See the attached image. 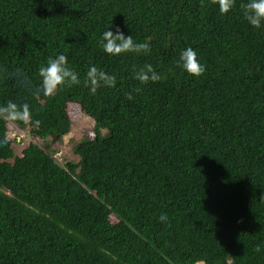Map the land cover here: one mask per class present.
Here are the masks:
<instances>
[{
    "label": "trees",
    "instance_id": "16d2710c",
    "mask_svg": "<svg viewBox=\"0 0 264 264\" xmlns=\"http://www.w3.org/2000/svg\"><path fill=\"white\" fill-rule=\"evenodd\" d=\"M244 2L222 15L215 0H0V104L40 121L13 124L58 141L75 103L107 131L59 164L50 146L17 156L0 119V264H264V26ZM110 23L150 53H104ZM187 47L199 77L178 67ZM57 53L79 84L34 94L10 75L36 85ZM92 65L115 86L90 94ZM144 65L160 79H134Z\"/></svg>",
    "mask_w": 264,
    "mask_h": 264
},
{
    "label": "clouds",
    "instance_id": "9594fccd",
    "mask_svg": "<svg viewBox=\"0 0 264 264\" xmlns=\"http://www.w3.org/2000/svg\"><path fill=\"white\" fill-rule=\"evenodd\" d=\"M215 2L218 4V10L222 15L228 13L235 5V0H215ZM240 7L242 19L251 27L259 29L264 26V0H246ZM98 46L104 53L111 56L129 52L147 55L151 51L147 42H134L131 34L125 35L119 26H116L113 31L111 23L101 33ZM177 64L178 67L192 77H199L206 70L205 65L197 58V52L192 47H187L180 52ZM10 75L34 94L41 92L47 94L53 90H58L65 86L71 87L80 83L78 73L68 66V58L63 53L49 56L46 59V63L38 68L37 76L39 82L36 85H33L28 76L19 68L15 69ZM134 79L141 84H147L149 81H158L160 75L154 71L151 65H144L134 71ZM115 84L116 77L114 75H109L95 65L88 67L85 72L84 86L92 95L96 94L98 88H112ZM129 99H131V96H129ZM0 119L12 123L22 122L29 124L31 122L36 127L40 124L39 120L32 119V113L27 103L17 104L12 100L0 104ZM159 219L166 221L167 217L165 214H161ZM255 251H261L260 244H257Z\"/></svg>",
    "mask_w": 264,
    "mask_h": 264
},
{
    "label": "rangeland",
    "instance_id": "374dc122",
    "mask_svg": "<svg viewBox=\"0 0 264 264\" xmlns=\"http://www.w3.org/2000/svg\"><path fill=\"white\" fill-rule=\"evenodd\" d=\"M67 113L70 118V128L67 134L58 141H56V138L41 139L32 136L29 134L27 127L22 128L16 124L7 122V138L12 140V148L15 154L19 156L23 148L33 143L45 150H48L50 146V150L54 151L53 157L59 164L77 162L78 156L74 153L73 149L80 141L107 135L105 129L97 127L91 118L83 115L77 104H68ZM107 219L111 225L117 222V219L112 214H109Z\"/></svg>",
    "mask_w": 264,
    "mask_h": 264
},
{
    "label": "water",
    "instance_id": "95a60500",
    "mask_svg": "<svg viewBox=\"0 0 264 264\" xmlns=\"http://www.w3.org/2000/svg\"><path fill=\"white\" fill-rule=\"evenodd\" d=\"M53 139H55V137H53Z\"/></svg>",
    "mask_w": 264,
    "mask_h": 264
}]
</instances>
